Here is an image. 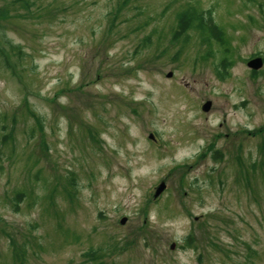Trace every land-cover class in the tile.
Masks as SVG:
<instances>
[{"label":"rangeland","instance_id":"1","mask_svg":"<svg viewBox=\"0 0 264 264\" xmlns=\"http://www.w3.org/2000/svg\"><path fill=\"white\" fill-rule=\"evenodd\" d=\"M256 56L264 0H0V264H264Z\"/></svg>","mask_w":264,"mask_h":264},{"label":"trees","instance_id":"2","mask_svg":"<svg viewBox=\"0 0 264 264\" xmlns=\"http://www.w3.org/2000/svg\"><path fill=\"white\" fill-rule=\"evenodd\" d=\"M207 15L206 13L203 14L201 10L195 9L193 7H187L178 13L177 22L179 23V28L181 30H185L187 27L195 28L197 30L199 29L203 32V35H205L206 41H209V37H211L219 43L225 45L226 50H224V52H226V54L223 56V59L225 60L221 61L222 68L219 69V71L223 73L222 71H224L223 69L227 66L229 57L231 56L228 38L226 37V32L221 27H218L216 22L213 21L211 12L209 10Z\"/></svg>","mask_w":264,"mask_h":264},{"label":"water","instance_id":"3","mask_svg":"<svg viewBox=\"0 0 264 264\" xmlns=\"http://www.w3.org/2000/svg\"><path fill=\"white\" fill-rule=\"evenodd\" d=\"M264 62H262V59L260 57H257V58H253V60H250L249 63H248V66L250 68H254V69H260L262 66H263ZM172 75V72H169L168 73V76H171ZM212 102L211 101H207L205 102L202 107L205 111H209L212 107ZM152 138H153V134L150 135ZM166 187V184L164 182L161 183V185L158 187L155 195H159L162 190ZM127 221V218L123 217L121 222L122 223H125ZM171 247H174V244L171 246Z\"/></svg>","mask_w":264,"mask_h":264}]
</instances>
